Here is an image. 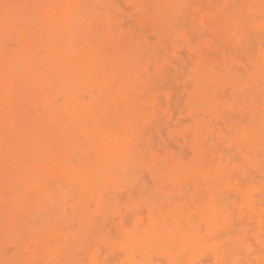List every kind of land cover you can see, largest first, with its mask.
Wrapping results in <instances>:
<instances>
[{"label": "bare ground", "instance_id": "obj_1", "mask_svg": "<svg viewBox=\"0 0 264 264\" xmlns=\"http://www.w3.org/2000/svg\"><path fill=\"white\" fill-rule=\"evenodd\" d=\"M129 1L142 22L163 41L183 35L191 19L203 18L210 20L216 36L223 37L229 26L255 21L261 0H230L233 11H228L222 2L211 11L208 0H200L201 5L198 0L202 6L198 10L197 0ZM110 3L0 0V264H78L75 257L102 240L110 217L119 219V247L129 264H155L158 250L169 264L182 263L178 254L170 256L158 247L174 238L181 241L183 236L194 245L191 249H195L200 261L264 264V183L259 188L246 184L254 181L253 173L256 177V172L263 171L257 152L264 150V133L256 125L243 136L248 145L246 155L259 171H249L250 177L244 169L247 178L242 174L236 184L233 182L235 185L230 175L237 177L241 170L236 173L233 167L231 172L228 166L232 159L238 161L236 157L228 166L221 164L216 170L212 168L215 171L198 174L205 167L198 160L205 145L198 139L206 129L204 119L199 117L192 125L196 161H191V167L181 162H162L155 150L145 151L136 107L144 103V94L153 80H144L143 71L149 70L150 75L151 67H158L160 47H150L144 40L121 31L107 12L113 4ZM7 39L14 41V49L7 48ZM225 62L219 71L234 89L236 85L234 79H229L230 69ZM204 64H197L192 77L193 101H201L216 112L215 65ZM262 66L261 78L264 63ZM142 170L149 174L152 185L142 179ZM186 184L192 186L187 188ZM123 189L129 194L128 201L135 202L134 191L141 193L138 201L143 199L147 211L144 219L135 208H140L141 203H131L138 218L128 230L122 225L126 224L122 223L125 214L118 208ZM188 194L196 198L191 206ZM249 234L261 247L257 253L247 243ZM177 246L173 248L177 250ZM97 255L93 252L91 257L95 260Z\"/></svg>", "mask_w": 264, "mask_h": 264}, {"label": "rangeland", "instance_id": "obj_2", "mask_svg": "<svg viewBox=\"0 0 264 264\" xmlns=\"http://www.w3.org/2000/svg\"><path fill=\"white\" fill-rule=\"evenodd\" d=\"M111 1L114 5L112 3H110V5L111 4L113 5V7H111L112 6L111 5L108 8L109 11L107 10V12L111 15L112 21L115 24L117 23V27H119L120 30L122 29L121 31L133 34L135 37H137L141 40H144V42L148 43L150 47H154V46H157L158 48L160 47L159 48L160 53L158 54L159 58L156 60V61L159 60L158 61V67L155 68L154 66H152L151 68H153V69L150 68L151 69L150 75H149V70H148V72L143 71V76H144L143 79L144 80L145 79L147 80L148 77H150L153 80H150L151 84L149 83L148 88L144 94V103L142 104V106L139 105L136 107V111H138V113L140 114V117H141L139 120V125L141 126L140 130H139V135H140V139H141L140 142L143 141V144H144L143 147L145 146L144 147L145 149L144 148L143 149L145 151H147V150L152 151L150 149L155 150L153 152H155L156 154L159 155L160 160L162 162H164V161L166 162L167 160L169 162H173V161L174 162H181L184 165H186L187 167H191L190 166V165H192L191 161H196L195 157L193 156L194 155L193 148L195 147V143H194L195 139L193 136L194 127L192 125H193L194 119L199 117L202 120L204 119L203 124L206 127V129H205V133L202 135V138L199 137L198 141H201L202 146L207 145L206 147L208 148V150L205 146L201 148V153H200V156L198 157V160H200V162H202L203 167H204V165H205V167L203 169H201L198 172V174H206L208 171H215L218 168L217 166H220L221 164L222 165L226 164L228 166V164L230 163V160L232 158H234V159L237 158L238 161L237 160L235 161L232 159V162L228 166L229 169L231 168L230 169L231 172H232L233 167L235 168L236 173L239 170H241L238 173L239 174L238 176H237V174H235L237 177H231L232 174L230 175V180H231L232 184H234L233 182H235V181H239L241 178L239 176H241L242 174H244L243 176L245 177V175H246L245 170H246V172L248 171L247 172L248 174L250 172L253 173V171H257V170L259 171V169L257 167H255L254 165L251 164V162L248 159V156L246 155V148L248 147V145H245L247 143L243 139V136L245 135V133H247V131L251 127H254L256 125L259 128L258 130L261 131L262 134L264 133V128H263L264 122H262V121H264V77L261 78V76H260V71L263 69L262 65L264 63V38H263L264 37V23H263L264 22V0L260 1V9L257 10V14H256L257 17H256L255 21L246 20V21H242V23L239 25L229 26L228 27L229 31L223 37L216 36L214 29H213V25L210 22V20H208L207 18H203L202 20L198 19L196 21L191 19L190 20L191 22L188 24V25H190V27L188 28L186 25L187 28H184V31H183L184 34L183 35L181 34V36L176 37L175 38L176 40L175 39L171 40V38H169V40H165V39L163 40L162 39L163 41H160L161 39L159 40L158 38H156V34L150 25L142 22L135 6L129 0H109V2H111ZM199 1L197 0V3ZM201 1H203V0H201ZM201 1H200V5H201ZM219 1L220 0H213V1L208 0L209 4L211 5V7H210L211 11H214L215 7L218 6L221 2L224 4L226 9L228 8L227 9L228 11H233L234 7L232 4L229 3V2H231L230 0H221L220 2ZM194 3H196V1H194ZM261 4H263L262 5L263 7L261 6ZM200 5H199V3L196 5L197 10L202 7ZM259 14H260V16H259ZM232 29L233 30L236 29V30L233 31ZM232 31L234 34L232 33ZM143 33H144V35H143ZM237 34H239V35H237ZM251 34H253V35H251ZM230 35L231 36L233 35L231 37V39H229ZM147 36H149V37H147ZM248 36H249V39H248ZM251 36L253 37V39L251 38ZM227 39L229 40L228 42H227ZM158 40L160 42H163V43H160ZM222 40H223V42H222ZM8 41H9V39L5 40V44H6L7 48L9 47L8 49H14L15 48L14 41L11 40V43L13 46H11L10 41L9 42ZM224 41H226V42H224ZM164 43L166 46L164 45ZM154 44H156V45H154ZM224 44H227V45L224 46ZM247 46H248V48H247ZM233 50H234V52H233ZM215 51H217V52L215 53ZM207 53H208V56H207ZM251 55H253V56H251ZM214 56H216V57H214ZM257 59H259L260 63H258L259 61ZM225 60H226V62H225ZM202 61L205 62L204 65L207 64V66H209V67H212L215 65L214 67H212V69L215 71V74H217V75L214 74L216 77L213 79V97L216 98L218 101L216 112L211 110L210 107H208V106L206 107V105L203 102H202L203 103L202 104L201 101H193V98L195 96V94H194L195 79H193L192 77L195 76V72L199 66V63H201ZM221 61L225 62V64H227L229 66L228 67L230 69L229 70L230 71L229 79L230 78L234 79L233 81L235 82V85H236V86H234V89H232L229 85H227L225 83L224 78H222V77H224V75L222 76L220 71L224 67V64H222L223 62H221ZM197 64H198V66H197ZM147 66L149 67L150 64L149 65L147 64ZM218 66H220V67L218 69L217 68L215 69V67H218ZM221 66H222V68H221ZM253 66H255V67H253ZM144 67H146V66H144ZM260 68H262V69H260ZM240 70H242V71H240ZM257 70H258V73H257ZM218 71H219V74H218ZM155 75H157V77L153 78ZM219 75H220V77H219ZM252 77H254V79ZM258 79H260L261 82L258 81ZM252 81H253V83H252ZM256 82H258V83L255 86L254 83H256ZM163 83H164V85H163ZM260 83H262V85ZM226 86L228 88H224ZM222 87H223V89H222ZM252 87L254 88V90ZM230 88L232 91L230 90ZM249 88H252V89H249ZM259 89H261V90H259ZM192 90H193V93H192ZM258 90L260 93L258 92ZM218 92H220L219 93L220 95L218 94ZM233 92H234V94H233ZM239 93H241L240 96H239ZM146 94H148V95L146 96ZM255 95H257L256 98H255ZM260 97H262L261 98L262 100L260 99ZM240 99L242 100V102ZM247 101H249V102H247ZM229 103H231V104H229ZM260 105H261V107H260ZM200 106H201V108H200ZM247 108H249V109H247ZM249 113L250 114L252 113L251 116L248 115ZM258 113L261 115H259ZM247 119L248 120L251 119V120L248 121ZM259 120H262V121H259ZM257 121H259V122H257ZM247 122L249 124H247ZM233 125H235V127ZM208 132H210L209 135H207ZM238 132H241V134H239ZM142 133H146V134H142ZM208 136L210 138H208ZM151 139H152V142H151ZM204 139L206 141H203ZM198 141H196V142H198ZM217 144H220V145H217ZM242 144H244L245 146ZM218 146L222 150H219ZM159 148H160V150H158ZM217 151H219V153ZM221 151H223L224 153H227V156L224 153L221 154ZM262 151H264V150H259L257 152L258 153L257 154V161L260 162V164L262 166V167H260L261 168L260 170L263 169V171L259 172V173L256 172V174H257L256 177L254 176L255 175L254 173H253V175L251 174L253 177L249 174L250 177L254 178L253 179L254 181L251 180L252 181L251 183L246 182V184H253L258 188L264 183V181H263L264 178H262V177H264V163H262V162H264V152H262ZM160 152H162V153H160ZM167 153H170V154L172 153V154L167 155ZM178 154H179V157H178ZM208 154H209V156H208ZM165 155L169 156L170 158L166 157ZM224 155L226 156V159H224L222 161L221 158ZM258 155H259V157H258ZM164 156H165V158H163ZM219 156H220V158H219ZM229 156H231V157H229ZM232 156H234V157H232ZM191 158H193V160H191ZM205 158H207V159L204 160ZM186 160H187V162H186ZM205 161H207V162H205ZM209 161H211L212 163H210ZM221 161L222 162L225 161V162L222 163ZM190 162H191V164H189ZM206 163H209V164H206ZM212 168H214L215 170H213ZM143 171L144 170H142V172ZM142 172L140 173V174H142V176H141L142 179L145 178L143 180L146 181L147 185H152V180L150 179V177L148 178L149 174H146V172H143V173ZM201 172H203V173H201ZM260 173H262V174H260ZM248 174H247V176H249ZM245 178H247V177H245ZM248 179H251V178H248ZM261 179H263V180H261ZM235 184H236V182H235ZM186 186H188V184H186ZM191 186L189 185L187 188H190ZM192 189H193V187H192ZM123 191L124 192H122V194L120 193L121 197L118 196L119 201L121 199L118 208L123 214H125V218H124L125 221L123 220L122 223H126V224H122V225L124 226V228H126V230H128V228L129 229L133 228V226L135 224V220L138 218L136 215V211H134L135 209L132 208L133 205L131 203H133L134 206H135V204L139 205V203H141L140 208L138 206H135V208L138 209L137 211L141 212L140 215L142 214L141 216L144 219L147 216V213H146L147 211H145L146 207L142 204L143 199L139 198L140 200L138 201V196H140L141 193H139L138 191L133 192V194H135L133 196V198L135 199V202H134V201H132V199H130L131 201H128V198H129L128 195L129 194H128V192H126L127 191L126 189H123ZM133 194H131V196ZM190 194L187 195V198L189 197V199H187V200H190V202H188V205L190 203V206H191V202L196 201V198L193 197V194L191 196H190ZM194 204H196V203H193V205ZM120 206H121V208H120ZM128 210H130V211H128ZM110 218H108L109 220L107 219V222H106L107 225L105 224V230L103 231L102 240H100L98 243L92 242L93 244H92V247H90L91 248L90 250H88V248L85 247L86 249L84 248L82 251H80L78 253L77 257H75V260L77 259L78 260L77 262H79L78 264H96L99 261H100V264H103V263L104 264H129L125 260L124 253H123L122 249L119 247V246H121V243H122V241L120 239L122 236L120 234L118 235V233H117V229L119 226V224H118L119 219H115V217H112L111 219ZM130 219H132V220H130ZM201 225L203 226L202 228H204V223ZM205 235L206 234L204 233V236ZM249 236L250 237L248 238L249 240L247 239V243L251 245V249L253 250V252L260 251L259 249L261 247H260V245H258V247H257L258 243L256 242L253 234H249ZM205 237L207 238L208 236H205ZM185 238L186 237L183 236L181 238V241H180V238L171 239V240L167 241V243L164 244L163 247H158V248H161L162 250L165 249L164 251L169 253V255L172 254L173 256H175L176 254H178V256L180 257L179 261H181L182 263L184 262L183 264H185V263L186 264H188V263L194 264L197 261L199 263H196V264H204L206 259L205 260L202 259L201 260L202 262H201L198 259V257L196 258L195 257L196 256L195 249H191V248H193V247H191L192 243L189 242V240H187V238L186 239ZM95 240H96V238H95ZM95 240H93V241H95ZM97 241H98V237H97ZM180 242H182L183 244H181ZM168 243H170V244L168 245ZM182 245H183V247H182ZM169 246L171 248H169ZM176 246L178 247L177 250L175 248H173ZM179 246H180V248H179ZM192 246H194V245L192 244ZM172 248H173V251L170 252V250ZM262 249L264 252V248H262ZM262 249H261V251H262ZM109 250H111L112 252L110 251V253L108 254L107 252H109ZM158 251H157V255L155 254V256H154L155 264H169L165 258L161 257L158 254ZM174 251H176V252L172 253ZM93 252L95 255L99 254V255L95 256L96 257L95 260L91 257ZM263 252H262V254H263ZM113 253H114V255H113ZM181 253H183V255ZM112 255L114 257H112ZM105 256H107V257H105ZM97 258L99 261L96 262ZM183 258H186V259H183ZM182 263H179V264H182ZM205 263L206 264H210V263L216 264L214 260H213V262L211 260L209 262V259ZM225 263L230 264L227 261H225L223 264H225ZM73 264H75V263H73Z\"/></svg>", "mask_w": 264, "mask_h": 264}]
</instances>
